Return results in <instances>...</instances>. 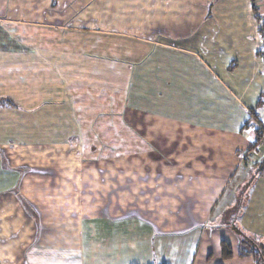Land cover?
<instances>
[{"label": "crops", "instance_id": "crops-1", "mask_svg": "<svg viewBox=\"0 0 264 264\" xmlns=\"http://www.w3.org/2000/svg\"><path fill=\"white\" fill-rule=\"evenodd\" d=\"M29 1L0 0V239L5 224L17 222L27 240L25 264H44L42 245L34 249L43 225L78 224L76 264H233L218 256L221 241L231 239L221 232L235 223L230 216L242 213L243 229L264 237V178L242 203L246 209H234V193L227 195L241 155L255 141L242 131L244 124L252 113L264 123V18L257 19L252 0H53L54 13L62 5L73 17L54 31L127 36L141 49L129 60L101 50L93 61L99 70L91 69L85 40L69 39L70 49L57 41L54 47L42 40L31 45L21 32L28 24L39 31L40 21L19 20L39 17L43 5L31 2L32 8ZM47 52L54 55V77L41 70L39 78L54 80V88H34L37 78L30 73ZM123 63L132 64L125 69L131 74L124 106L116 98L124 88L115 89ZM44 123L54 125V139L43 144L44 137L41 143L28 137ZM61 127L70 129L68 140ZM108 129L111 155L96 144L108 143ZM122 129L130 130L127 136ZM69 143L80 144L82 152L77 158L69 152L72 166L65 169L58 158ZM30 154L33 163L24 161ZM44 154L54 163L43 168ZM246 168L239 184L252 173L256 178ZM65 172L66 183L36 182L39 175ZM230 207L235 211L228 215ZM223 215L227 221L219 222ZM239 257L247 258V250ZM57 258L48 256L47 263L59 264Z\"/></svg>", "mask_w": 264, "mask_h": 264}, {"label": "rangeland", "instance_id": "rangeland-1", "mask_svg": "<svg viewBox=\"0 0 264 264\" xmlns=\"http://www.w3.org/2000/svg\"><path fill=\"white\" fill-rule=\"evenodd\" d=\"M30 2V1H29ZM33 4H35V2H38V4H42L43 7L41 8V12H40V16L38 17L37 13H35L36 17H22L19 21H30L31 23L35 24V21H40L39 22V27H41L39 29V31H33L31 32L32 26H30L31 24H28L27 29V33L26 32H21V35L24 37V35L26 36L25 39L30 41V44H34L35 41L37 42V44H40L39 41L42 40L43 45L44 46H48V43L51 44V47H54V44L51 43V41H57L60 43V45L62 46H68V48H71V44L69 42V39H75V42H81L83 40L87 41L88 43H90L91 45V69L93 70V65H95V69H98V64L94 63V56L98 55L97 53L100 52L102 50V53H104L105 55L109 56V57H113V58H121L123 60H129L132 59L133 56H135V54H137L138 52H141V49H139V47L133 48L132 43H127L128 41H130V39L127 36H120L119 37H115L113 39H108L107 37H105L103 34L101 33H95V32H76L74 31H69V32H57L54 31V25L57 24H66L68 23V21L71 20L72 17V10H67L66 12H63V6L60 5V7L57 8V10L54 13V2L53 0H32L31 1ZM30 2V7L35 8L36 5H33ZM253 2V9L254 12L257 13L256 17L258 18H264V11H261L262 2H264L263 0H252ZM60 4H63V2L60 0L59 1ZM74 3L76 4V1H74ZM69 12V13H68ZM43 15V16H42ZM116 17L115 16H111L109 20H114ZM259 19V20H260ZM112 22V21H111ZM264 24V21H263ZM34 28V27H33ZM260 28H262V30L260 31V33L262 34V38L264 39V25H261ZM19 30V29H17ZM21 31V30H19ZM18 31V32H19ZM30 31V32H28ZM17 32V31H16ZM35 40V41H34ZM102 41V42H101ZM133 42V41H131ZM31 44V45H32ZM100 44H105L108 47L104 48H98ZM115 46V47H114ZM58 50H62L65 51L67 49H64L62 47H58ZM48 51L53 49H46ZM54 53V52H53ZM42 64H39L38 67H35V65H38V63L34 64V68H36V72L35 73H30L31 77H36L37 79L34 80L37 83L34 84V88L38 87L40 89H51L52 87L54 88V80H49V83H47L48 81L45 80L46 77H48L50 74V79H53L54 77V55L52 56L51 53L47 52L46 55L44 54V57H42ZM65 60L63 62L67 63L69 62L71 65L77 66L76 63L77 61L73 60V59H66V56H64ZM96 60V59H95ZM90 66V65H89ZM129 66H132V64L128 63V64H122V68L119 70H122V72H119L121 75L123 74L124 78L123 80H121L120 82H118V84L120 86H116L115 89H120L121 87L124 88V96H116L117 99H121L122 100V104L126 103L125 99V92L126 89H129V80H125L127 77H129V73L131 74L130 71L125 70L126 67L129 69ZM56 68L58 71H63V69L61 68V65L57 64ZM29 70V69H28ZM43 73V76L45 77L44 79H42L40 81L39 78V72ZM74 70H77V68H75ZM120 80V79H119ZM49 84H51L50 86H48ZM110 84H112V82H109V80L107 79V88L110 90L111 86ZM37 89V88H36ZM113 89V90H115ZM112 90V89H111ZM114 98V97H112ZM123 104V106H124ZM117 105V104H116ZM114 108L115 106H109ZM43 114L42 112H38V113H33V115L31 113H28L27 115L29 117H33L35 115H39V114ZM257 118L253 113L251 114V118H250V123H245L244 127L242 128V131L244 132H251L254 134L255 137V141L253 143V145L256 146L257 150H246V152L241 155V159L239 161V169L238 171H236L235 173L238 174L234 175L235 177H232L231 179V183H229V187H228V194H233L235 196V202H234V206L236 208V210H242L243 205L242 203H247L248 200V196L253 192V189L256 185V182H258L259 177L260 176H256L255 179L251 180L252 177V171L256 168L255 165L256 164H260L261 162L264 163V133L260 134L259 136L257 135V133L255 132V130H260L262 131V127H264V123L258 122ZM54 124V123H53ZM115 123H113L114 125ZM220 126L226 127L228 124L230 125V123H218ZM242 124V123H241ZM248 124V127H247ZM251 126V127H250ZM28 130H34V126L32 123H28L27 125ZM114 128V127H113ZM58 130H63L62 135L64 137L68 138L70 137V129L69 128H63L61 127ZM123 136H127V132H129L130 130H125L122 129ZM36 135L34 136L33 133H31V135L29 134L28 137L33 138V139H38L39 142L37 143H41L42 138L43 139V144L44 142L48 141L49 139H54V125L52 126L49 123H44V127H37L36 129ZM252 134V135H253ZM107 142L104 146L96 143L97 145L103 147L104 149H102L101 153L105 154V155H111V153H113L114 151L111 150V147L109 143L110 142V129H108L107 131ZM129 136H133L131 135V133H129ZM32 139V140H33ZM94 144V143H92ZM95 144V146H96ZM26 145V144H24ZM252 145V146H253ZM82 146L80 144H76V143H69L68 145H65V147H61L62 149H67V150H63L66 152H63L62 149H60V153L58 158V161L60 163V167H63L65 169H69L72 166V161L71 159L67 156L69 152H75L72 153L74 154L73 157L77 158L78 153L82 152ZM113 148V147H112ZM33 149V148H32ZM53 149V150H52ZM50 150V148L44 147L42 148L43 151H55L56 149L52 148ZM21 152H25V151H30L31 149H19ZM88 152L90 151L89 149L87 150ZM13 153V152H12ZM77 154V155H76ZM28 155V154H26ZM31 155V154H30ZM70 161H68V160ZM16 162L18 161L17 159H14ZM25 162H30L33 163L34 159L33 156L31 155L29 158H27L26 160H24ZM23 161V162H24ZM40 161V159L38 160ZM77 161V160H75ZM53 162L54 163V158H51L50 155H48V157H46V155L44 154L41 161H40V165L41 167H46L48 165H50V163ZM18 163V162H17ZM67 165V166H66ZM242 165V166H241ZM255 168H254V167ZM249 167V171L250 173H252L251 175L248 176V178H250L247 183L245 184H239L238 179L240 178L239 174L240 173H244L247 171V168ZM262 168H264V164L262 165ZM72 169V168H71ZM252 169V170H250ZM259 169H257L258 171ZM240 171V172H239ZM70 175L69 173L66 174L65 173H61L59 175H57L56 177H53V175L51 174H43V175H39L37 177V181H46L48 180L49 182L54 179L56 181H58L57 183H66V176ZM33 176V175H32ZM36 177V176H35ZM264 178V176H263ZM240 180V179H239ZM232 189H234V191L232 192ZM251 192V193H250ZM50 193H42V197L43 198H51V196L49 195ZM225 201V199H223ZM223 200L221 201V203H223ZM50 200L47 201V203ZM242 206V207H241ZM243 209H246V207H244ZM227 213L228 215L233 213V208H228L227 209ZM241 212V211H240ZM240 213L238 215V212L235 213V216L232 218L230 216L229 221H233L235 220V223H232L229 225L230 229H225L223 231H221L222 233H224V236L226 234H229L228 238H231L230 241H227L229 244H231L230 242H232L233 244H231L233 251H234V256L232 258V260L234 259L233 264H264V237H261V235L257 234V233H250V231H247L245 229H243L241 221H239L242 217H241ZM226 215L220 216L219 222L221 221H227L226 219ZM4 225H2L3 227ZM20 224H18L17 222H12V223H7L5 224V232L6 234H1V239H0V248L1 247H5L4 249V254L5 256H3L2 254H0V264H25V261L23 259V252L25 251L26 247L24 248L22 246L25 245V242H27V240H25V236H23L24 230L20 229ZM43 236H42V240L39 242L40 244L36 245V248H38L40 245H42L41 249H44V253H42L40 256H43L44 258V264H49L47 263V257L48 256H52L55 258L56 256L58 257V263L59 264H73L76 262H74V258H76V253L81 252L79 251V247H80V237L78 238V233H77V227L78 224H74L71 225L68 223H64V224H45L43 225ZM76 232V233H75ZM234 239V240H233ZM223 241V240H222ZM221 241V243H222ZM187 244H192L194 241L193 240H189L186 241ZM176 243H178V241H176ZM221 243L219 245V249L221 251ZM172 244H175L174 241H172ZM33 246V242L31 243V246L29 248H31ZM241 248V252L239 251ZM173 248H177L176 245L172 246ZM33 248V247H32ZM247 250V254L248 257H239V253H242L243 250ZM28 250V249H27ZM192 250L190 249H185L184 253L185 254H190ZM1 252H2V248H1ZM29 252V251H27ZM74 253V254H73ZM221 253H218V256H220ZM80 255V254H79ZM221 257V256H220ZM231 260V261H232ZM73 261V262H71ZM230 261V260H229ZM224 262H228V261H224ZM29 263V261H27V264ZM54 264V263H53Z\"/></svg>", "mask_w": 264, "mask_h": 264}, {"label": "trees", "instance_id": "trees-1", "mask_svg": "<svg viewBox=\"0 0 264 264\" xmlns=\"http://www.w3.org/2000/svg\"><path fill=\"white\" fill-rule=\"evenodd\" d=\"M258 121V120H257ZM259 122V121H258ZM247 127H248V124H247ZM255 132L257 133V135L259 136V133L260 134H262V133H264V127H262V131H261V129L260 130H255ZM249 151H251V150H257V148H256V146L255 145H253V146H251L249 149H248ZM264 163L263 162H261L260 164H256L255 165V169L253 170L254 171V173H255V177L256 176H260V177H263L264 176V168H262V165H263ZM257 169H259L258 171H257ZM220 256H221V259L223 260V261H229V260H232V258H233V256H234V251H233V248H232V246H231V244H229L227 241H225V240H223L222 241V243H221V251H220Z\"/></svg>", "mask_w": 264, "mask_h": 264}]
</instances>
